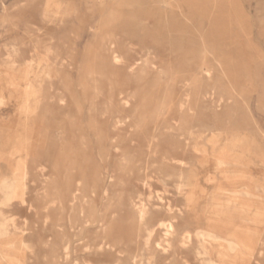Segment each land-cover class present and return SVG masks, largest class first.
Returning a JSON list of instances; mask_svg holds the SVG:
<instances>
[{"label": "rangeland", "instance_id": "1", "mask_svg": "<svg viewBox=\"0 0 264 264\" xmlns=\"http://www.w3.org/2000/svg\"><path fill=\"white\" fill-rule=\"evenodd\" d=\"M45 15H65L66 23L58 27ZM51 37L56 45L66 40V50L49 62L53 82L46 78L41 109L26 114L21 110L26 82L8 85L1 61L17 49L23 69L39 57L33 51L39 39ZM118 53L124 62L114 61ZM0 59V179L27 160L42 182L37 210L17 211L29 220L28 233L9 241H25L36 251L37 264H74L83 256L117 264L121 255L110 246L122 235L124 256L140 253L158 264L194 261L190 253L178 258L183 234L198 228L226 234L234 226L209 201L220 187L250 186L261 199L252 212L264 211V0H0ZM38 78L31 76L36 86ZM218 129L221 139L212 144ZM192 130L204 133L206 156L185 151V139L170 136ZM233 135L244 138L241 147L249 150L226 161L228 170L248 173L235 181L216 170L211 156ZM181 160L188 166L175 174L174 163ZM157 173L173 180L189 176L196 184L194 198L178 219L151 208L141 224L129 197L143 178L155 181ZM163 220L176 230L168 254L160 252ZM238 225L251 248L257 241L249 231L264 239V224ZM64 234L68 259L64 254L53 259L56 249L47 242L62 244ZM87 245L91 249L85 251Z\"/></svg>", "mask_w": 264, "mask_h": 264}, {"label": "bare ground", "instance_id": "2", "mask_svg": "<svg viewBox=\"0 0 264 264\" xmlns=\"http://www.w3.org/2000/svg\"><path fill=\"white\" fill-rule=\"evenodd\" d=\"M49 3L50 1L47 2V6H49ZM45 17L50 22L55 23L58 27L59 26L62 27V25L66 23L64 19L65 15H45ZM43 28L45 27L43 26ZM46 31L48 32V29ZM44 38H47V36ZM54 39L55 38L49 40L39 39L40 41H38L35 44L34 46L35 50H33V51H39V57L37 56L38 58L36 59L34 56L32 57L31 60L29 61L27 60L28 62H25L26 61L25 60L24 62L26 64L25 67L23 66L24 67L23 69L17 66L18 52L16 51L17 50L16 48L15 51L6 53L5 58L1 61L2 65L5 67L3 74L8 80L7 81L8 85L12 86L13 88L16 87L19 82H23V81L26 82V86H24L25 99L21 103V110L26 114L35 113L37 112V110L41 109L42 101L40 99L42 98H40L41 96L40 93H42L41 91L43 90L44 84L47 81L46 78L50 79L51 84L53 82L52 79L53 77L50 67L51 64L49 62L51 59H53V57L60 58L59 56L61 52L66 50V42H65L66 40L62 42L61 45H56L54 44L56 43L54 42ZM69 44H71V42ZM23 46L25 45L23 44ZM30 46L33 45L30 44ZM126 48L127 51H130L128 45L126 46ZM113 59L114 61L124 62L125 56L121 53H118L116 55L114 54ZM35 65H38L39 67V69H37L38 70L37 73L35 72V67H34ZM118 68H120V66ZM206 73L209 74L210 72L207 71ZM33 74L38 75L39 77L38 79L40 80L39 86L33 84L34 82L31 80V76ZM20 85L18 87H20ZM54 89L55 88H53V90L51 89V92L57 94V91ZM57 96H59V94ZM30 97L35 98L36 102L34 103L31 102ZM3 101L4 98L2 97V95H0V105L3 103ZM43 103H45V101H43ZM222 131H223L222 129H218L212 136L210 143L215 144L216 142H218L221 139ZM203 134L204 133H201L199 131L192 130L185 137L178 135L177 132H172V135L170 136L171 138L177 137L180 140L185 139V149H184L185 151L195 152L197 154H202L206 156L208 153L206 152V149L202 144ZM243 142H245L244 138H240L238 135H233L232 138L227 141L226 146H224L222 149L214 152V154L211 155L215 161L216 170L220 172L224 178L226 177L235 181V180L244 179L248 176V173H246L245 171L242 170L230 171L226 166V161L228 159H234L236 155L238 156V154L245 153V150L249 151L248 149H242L241 145L243 144ZM187 166L188 165L185 160L176 161L174 163L173 172L175 174H178L182 169L186 168ZM156 171L158 172V170ZM37 175L38 174H34L29 170V167L27 165V160H23L19 162L17 170H15V172H13V174L9 178L0 179V264H37V261L35 260L36 251L34 253L33 248L29 247L25 243V241H15V240L9 241V239L15 237L16 235L24 234L25 232H27L28 227L30 225L29 220L25 218V216L18 214L17 211L22 209V210H27L28 212H35L37 210V203L41 201L40 184L42 182L40 183L37 180L36 178ZM155 177L157 178L155 181H152L150 179V176L143 178L144 180L141 182L140 187L136 188V190L132 192L133 194L129 197V205L131 207V210H133L134 212V217L141 224L145 223L147 214L149 212V209L151 208L159 209L166 213L173 214L175 219H178L179 217L182 216L186 204L191 202L194 198L193 189L195 188L196 184L191 181V178L189 176H181L173 180L165 174L157 173ZM252 195L253 194L250 186H245L244 188L240 189L238 186H234V185L230 188L220 187L219 192L211 195L209 201L213 202L212 205L215 208L216 214L220 217V219L234 223V226H232L233 227L232 230L226 234L223 232H216V231H211L209 229L207 230V229H199V228L194 232L190 233L188 231L185 234H183L180 237L176 246L177 254L179 256L178 258H181V256L186 253L192 254L194 258V261L185 260L183 264H263V262L260 260V257L258 255L263 253L262 248L260 247H264L263 245L264 239H262L261 236L259 237L256 231H252V230L249 231L248 233H253L254 235L253 237H256V241H257V247L251 248L250 246H248L246 240H244L239 235V231H238L239 229L237 228V226H239L238 223L240 222L242 224L249 223L256 226L257 225L260 226L261 224H264V211L257 210L254 213L252 212V207L255 204V202L261 199ZM208 208H210V206H208ZM161 225L163 227V231L165 235L162 238L160 244V252L162 254H168L171 250L170 238L175 235L176 230L166 220H163ZM147 238L148 237H143V242L146 244V246H147ZM62 239H63L62 244L52 241L47 242V246L53 245L56 249L55 250L56 255L53 254L54 255L53 259L60 258L62 254L65 255L66 259H68L69 239L66 236V234L63 235ZM117 242L118 243H115V245L110 246L112 251L116 250L118 255H121L117 259L116 262L117 264H158L156 259L154 260L153 258L147 257V255L140 253H134L131 257H127V255L124 256V254H126L125 251L127 247L124 235H122L121 239ZM102 245L104 244L102 243ZM215 247L219 249V251L216 252V257L213 254ZM84 249L86 251L91 248H89L87 245V247H85ZM18 251H26L29 253V255L26 257H20L18 254H16V252ZM112 251L109 253H112ZM73 263L74 264H109V263H92L88 261L86 258H84V256L82 258L79 257Z\"/></svg>", "mask_w": 264, "mask_h": 264}]
</instances>
